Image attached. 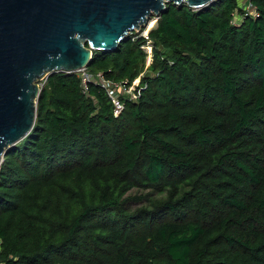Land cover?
Here are the masks:
<instances>
[{
  "label": "trees",
  "instance_id": "16d2710c",
  "mask_svg": "<svg viewBox=\"0 0 264 264\" xmlns=\"http://www.w3.org/2000/svg\"><path fill=\"white\" fill-rule=\"evenodd\" d=\"M137 34L85 91L45 78L0 164V264H264V0L168 2L146 70ZM99 73L138 97L116 114Z\"/></svg>",
  "mask_w": 264,
  "mask_h": 264
},
{
  "label": "water",
  "instance_id": "95a60500",
  "mask_svg": "<svg viewBox=\"0 0 264 264\" xmlns=\"http://www.w3.org/2000/svg\"><path fill=\"white\" fill-rule=\"evenodd\" d=\"M214 1L0 0V164L34 125L41 79L87 68L93 51L117 49L168 2Z\"/></svg>",
  "mask_w": 264,
  "mask_h": 264
},
{
  "label": "built area",
  "instance_id": "2783aa9c",
  "mask_svg": "<svg viewBox=\"0 0 264 264\" xmlns=\"http://www.w3.org/2000/svg\"><path fill=\"white\" fill-rule=\"evenodd\" d=\"M246 10L248 12H251L253 7H252V4L250 2H248L245 6ZM137 37H143L144 39H146V45H142L141 48L146 51L147 53V57L150 56L151 58V55H152V52H151V45H150V40L148 38V32L147 30L145 31L144 30H141L140 32H138V34L136 35ZM78 72L80 73L81 75V79H82V86H83V90L85 91L86 87H87V83L90 82V81H93L95 80V77H93V75L87 70V68H82L80 70H78ZM97 77H99L97 79V82L100 83V85L102 87H104L109 95V97L111 98L112 102L115 104V113L117 114L121 108H122V105L118 99V97L116 96L117 93H115L111 88L112 87H116L120 90V93H127L130 95L131 98L133 99H136L139 95V89H138V85L134 86L131 84L130 86L128 87H125L123 85H120L118 83H112L110 81H107L105 80L102 75L99 73L97 74ZM46 78V77H45ZM45 78L41 79L38 84L40 87H42L44 81H45Z\"/></svg>",
  "mask_w": 264,
  "mask_h": 264
},
{
  "label": "rangeland",
  "instance_id": "374dc122",
  "mask_svg": "<svg viewBox=\"0 0 264 264\" xmlns=\"http://www.w3.org/2000/svg\"><path fill=\"white\" fill-rule=\"evenodd\" d=\"M155 19H156V17H153V18H151L150 20H149V22H148V24H147V26L145 27V28H143L142 30H144L145 29V31L146 30H148L149 28H153L154 27V25H155ZM151 22V23H150ZM153 23V25L150 27V25ZM151 28V29H152ZM150 29V30H151ZM149 30V31H150ZM149 31H147V32H149ZM140 32V31H139ZM146 46H147V44H146ZM146 52V51H145ZM150 61H151V58H150V56L149 57H147V59H146V64H145V68H144V70H146L147 69V67H148V65H149V63H150ZM143 73H141L140 75H142ZM140 75L136 78V79H134V81L132 82V85H133V87L134 86H136V85H138L139 84V81H140ZM94 77V76H93ZM45 82V81H44ZM44 84V83H43ZM115 93H117V97H118V99L120 98V95L119 94H121L120 93V90L118 89V88H116V87H112L111 88ZM120 101V100H119Z\"/></svg>",
  "mask_w": 264,
  "mask_h": 264
},
{
  "label": "bare ground",
  "instance_id": "6f19581e",
  "mask_svg": "<svg viewBox=\"0 0 264 264\" xmlns=\"http://www.w3.org/2000/svg\"><path fill=\"white\" fill-rule=\"evenodd\" d=\"M151 23V22H150Z\"/></svg>",
  "mask_w": 264,
  "mask_h": 264
}]
</instances>
